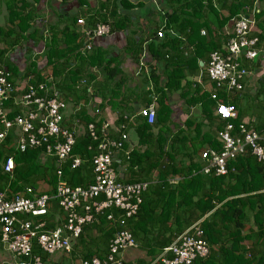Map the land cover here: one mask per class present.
Listing matches in <instances>:
<instances>
[{"label": "trees", "instance_id": "obj_1", "mask_svg": "<svg viewBox=\"0 0 264 264\" xmlns=\"http://www.w3.org/2000/svg\"><path fill=\"white\" fill-rule=\"evenodd\" d=\"M77 1L80 5H88V0ZM256 2L264 4V0H163L161 6L167 9L164 11L163 8H159L156 11L159 20L152 28V32L135 40L128 39L127 50L132 51L136 58L143 54V46H145L154 60L164 62L167 71L164 81L160 80V75L153 67L149 72L154 87L148 90L147 95L149 97L151 94L156 95L157 103L160 94L154 122L148 124L143 118L135 125L136 144L125 152L129 144L124 140L121 148L115 150L122 158L120 165L125 167L123 177L118 180L123 183L147 182L148 184L141 193V202L135 214L125 217L124 212L118 208L104 209L97 215L95 221L83 227L82 233L76 239H81L83 234H89L93 229H102L98 240L103 248L107 249L105 257L115 233L127 229L140 249L149 250L148 253L152 254L150 260L143 264H164L160 256L157 258L158 253L183 231L199 221L198 225L203 232L202 238L208 246V254L196 258L191 264H264V163L246 151L228 162L225 175H215L213 172L204 174L201 171L202 162L197 152L204 144L214 149L220 147L216 140V132L223 127L224 122L215 115V102L210 94L201 92L197 82L188 79L200 69L203 72L204 67H199V60L205 64L212 51L223 49L228 36L221 29L237 15L250 13ZM5 6L8 10L9 27L7 30L0 28V36L4 40L11 38L13 45H20L23 39L32 38L33 35L38 34L42 37L34 24L35 8L31 2L8 0ZM143 6L141 0H106L99 9L88 16L90 23H86V26L91 29L97 23L107 24L110 27V34L127 30L132 25L133 17L129 12ZM219 7L227 9L226 17H219L217 9ZM212 15L217 20L212 22ZM254 17L256 20L254 35L260 37L264 43V9H258ZM162 20L165 21L166 30L167 28L174 30L178 35L173 36L167 31L163 37H157L156 31L163 23L160 22ZM201 29H205L206 34H201ZM60 34L62 45H58L57 33L51 37L45 56L47 63L54 68L53 76L58 77L54 85L52 84L53 88L64 102L63 92L68 88L74 90V85L83 73L82 63L65 71L64 62L69 56L80 60L87 59L90 66H102L106 81L113 79L119 73V69L110 67V63L103 59L98 51L93 53L92 49L83 53L85 55L83 57L78 49L83 48L84 42L80 40L78 32L74 29L69 30L66 26ZM32 39L35 40V37ZM182 39L192 46L193 50L187 49L188 55H184L181 49L184 44ZM5 52V49H0V68L8 71L12 77L16 71L5 56ZM248 64L244 62L245 67H248ZM34 65L35 63L29 65L25 74L34 73L30 70ZM31 82L35 86L38 84H44L48 88L52 86L42 77L34 78ZM69 83L72 84L71 87L68 86ZM174 92L181 94L186 108L193 107L195 111L189 113L182 127L172 128L171 110L168 102L166 105L164 101H167L169 94ZM259 92H264L263 84ZM50 93L52 91L47 92ZM39 94L44 95L42 91ZM217 94L223 102H227L223 90L218 89ZM14 97L6 101V108L15 106ZM9 101L12 102L10 107L7 106ZM230 101L238 110V118L233 121L237 125L243 121L247 106L243 107V98L239 95L233 96ZM256 108L260 115L264 111V104L260 103ZM15 112L16 110H13L9 117L12 118ZM77 118L84 128L80 135L75 136L72 157L60 164L54 157L45 156L43 147L18 151L11 146L10 136L6 138L0 145V191L5 192L7 198L54 195L58 170H61V181L68 186L87 187L93 183V157L97 154L98 141L105 133L104 130L101 131L103 121L90 112L88 107L83 108ZM89 123L95 126L97 140H94L87 130ZM116 125L118 127L114 130L118 131L117 135L120 133L127 135L126 131L133 127L132 124L127 123L126 118L124 120L122 117L116 121ZM247 125L262 132L264 118L260 123L249 121ZM105 135L115 138L116 133L114 134L107 127ZM8 156L13 157L15 164L11 175L3 173L1 168V164ZM74 157L80 162L72 167ZM113 167H115L114 162ZM154 170L158 172L155 182L151 178ZM126 172L129 174L125 179ZM175 176L179 179L171 182ZM109 213L112 214L113 220L107 219ZM39 218L46 221L45 226L48 229L62 222L59 218L57 222L53 221L51 213L48 216L49 220ZM33 253L39 255L43 262L49 256L35 244ZM88 256L87 258L92 256L103 258L98 255Z\"/></svg>", "mask_w": 264, "mask_h": 264}, {"label": "built area", "instance_id": "obj_2", "mask_svg": "<svg viewBox=\"0 0 264 264\" xmlns=\"http://www.w3.org/2000/svg\"><path fill=\"white\" fill-rule=\"evenodd\" d=\"M257 11L258 8L253 7L250 13H241L232 18L231 29L224 32L228 37L223 49L209 54L204 70L199 74V79L206 77L209 81L210 97L215 102V115L224 122L223 127L216 132L220 147L214 149L207 146L199 153L201 171L204 174L213 172L215 175H225L228 162L246 151L264 163V130L258 132L248 127L247 121H240L235 125L233 121L238 118V110L230 101L233 96L244 93L246 82L253 74L252 69L245 67L244 62L264 61V43L254 35V14ZM76 24L80 25V34L84 37V52L92 51L94 38L110 35L107 24L97 23L90 29L83 17L77 18ZM164 25L165 21L157 29V37H163L167 31L173 36L178 35L174 30H166ZM182 41L184 44L181 49L184 55H188L187 49H192V46L185 39ZM85 83L86 80L82 79L78 86ZM218 89L223 90L227 102H223L218 96ZM16 91L10 73L0 68V145L13 131L12 146L18 151L43 147L44 155L54 157L58 164L71 158L75 134L62 125L66 104L58 92L53 86L48 88L44 84L35 86L28 83L22 94L13 98V110L16 112L10 118L13 110L6 108L5 103ZM38 91H42L44 95ZM49 91L52 93L47 94ZM150 99L151 103L139 112L148 124H152L156 116V95L151 94ZM87 130L94 140L98 139L93 123L87 125ZM103 130L105 133L99 139L97 154L93 157L94 181L87 187L66 185L60 179L61 170H58L54 195L7 198L6 193L0 191V242L18 258L17 264H44L40 256L33 253L34 244L48 255H69L72 240L82 233L86 224L95 221L104 209L118 208L124 212L125 217L136 213L141 193L148 183H123L118 180L113 167V153L121 148L127 135L120 133L116 138L107 137V124H102L101 131ZM79 162L74 157L72 167ZM14 166L13 157L8 156L1 164L2 172L11 175ZM53 201L62 213V222L48 229L46 221L39 217L44 218L48 214ZM106 217L113 220L110 213ZM198 223L199 221L192 224L164 249L165 253L171 254L170 258L165 254L161 256L164 264H191L196 258L208 254V246L202 238L203 232ZM137 246L130 231L121 229L115 233L105 257L78 258L75 264H123L122 252Z\"/></svg>", "mask_w": 264, "mask_h": 264}, {"label": "crops", "instance_id": "obj_3", "mask_svg": "<svg viewBox=\"0 0 264 264\" xmlns=\"http://www.w3.org/2000/svg\"><path fill=\"white\" fill-rule=\"evenodd\" d=\"M7 1L8 0H0V28L5 30L9 27L8 10L5 6ZM28 1L31 2V5L35 8L34 24L37 27L36 29L40 31L42 37L38 34L33 35L35 40L32 39L34 37L27 38L23 39L20 45H13L10 40L11 38L4 40V38L0 36V49L6 50L5 56H7L16 71V73H14L15 75H12L11 77L12 82L17 88V91L14 94L15 97L21 95L25 86L28 83H32L31 81L34 78H45L46 82H49L48 84L54 85V82L58 80V77L53 76L54 68L47 63V58L45 56L46 47L48 46V43L50 45L51 37L58 33V45L61 46L62 36L60 33L66 26H68L69 30L74 29L77 31L80 40L84 41V37L79 33L81 27L76 24L75 18L77 20V18L83 17L85 22L89 24L88 16L92 15L95 12L94 10L99 9V6L106 0H88L87 6L80 5L77 0ZM141 1L144 3L143 8L136 7L129 12L133 17L132 25L127 30L115 31L110 35L93 39L92 52L94 53L95 51H98L101 53L102 58L110 63V67H117L119 69V73L113 79L106 81L103 67L90 66L88 65L87 59L80 60L73 58V56H69L68 60L64 62L66 64L65 71H69L70 69H73L71 67L74 65H80L82 63L83 73L80 74L79 80L76 82V85H74V90H69L68 88L66 91H62L64 93L62 97L65 99L66 104V108L63 111L62 125L71 129L75 136L80 135L84 126L77 118L78 113H80L83 108L88 107L90 112L94 113L96 117L102 118L103 124H107V127L111 132L114 134L116 133V135H114L116 138L119 137V135H117L119 134L118 131L114 130V128L118 127L116 121L120 117L124 120L126 118L127 123L132 124L131 127H133L126 131L127 139L125 142L126 144H129V146L125 149V152H128V150L137 142L135 125L144 118L139 112L142 108H145L148 103H151V99L149 95H147L148 90H151L154 87L153 80L150 78L149 74L151 67H153L155 72L160 75L159 78L161 81L165 80V74H167L164 62L154 60L146 50L145 46H143V54L137 58L132 51L127 50L128 39L131 38L135 40L136 38L145 36L148 32H152V28L159 20L156 11H158L159 8H163L161 6L163 0ZM254 7H259L258 9L262 10L264 9V4L262 2H256ZM163 9L165 11L167 8L165 9L164 7ZM217 9L219 17H226L228 15V11L225 7H219ZM215 20L217 19L212 15V22ZM160 22L162 23L163 20ZM231 26L232 19L221 30L225 32L226 29H231ZM214 30H216V28ZM201 31H204L203 34H206L205 29H201ZM78 51L81 52L83 57L85 56L82 47H80ZM33 63H35V65L32 66L30 70H33L34 73L29 75L25 74L27 67ZM198 65L200 68L204 67V63L201 60L198 61ZM248 66L252 69L253 74L246 82L244 93L239 94V97L243 98V107L247 106V112L242 120L260 123L261 119L264 118V111L259 115L256 105L260 103L262 105L264 104V92H259L261 91L262 84L264 85V61H253L249 63ZM200 72L201 69L198 70L195 75L189 76L190 78L188 79L192 82H197L201 88V92L205 91L210 94L209 90L211 85L206 77L199 79ZM35 74H37V76ZM82 79H85L86 83L78 86V83ZM183 83L185 82L183 81ZM71 85V83L68 84L69 87H71ZM158 99L160 100V94L158 95ZM159 100L157 101L159 102ZM158 102L156 103L155 101L157 108L159 107ZM167 102L171 110L170 118L172 128L175 126L182 127L189 113L195 111V108L193 107L186 108L185 101L178 92L169 94L168 100L164 101V103L167 105ZM7 106H12V102L9 101ZM9 109L13 110L14 106ZM10 138L11 143H13V131L10 134ZM207 146L208 145L204 144L198 150V157L200 151ZM113 162L115 163L114 168L120 179L123 177L122 174L123 171H125V167L120 165L122 158L117 151L113 153ZM128 174L129 172H126L125 179ZM157 174V170L152 172L151 178L153 182L157 180ZM178 179L179 177L175 176L171 182ZM50 213L53 221L57 222L58 218L62 220V213L59 211L55 203L51 205L48 214L44 217L46 220H49L48 216ZM100 231H102V229H93L91 233L83 234L81 239L72 240V251L69 255L58 253L51 254L46 259L47 261L43 263L75 264L78 258H87L88 255L104 257L107 249H104L98 240V237L101 236ZM0 247V264H17L18 258L10 253L1 242ZM2 249L8 251L12 256L8 255L6 257L1 253ZM148 252L149 250L140 249L139 245L136 248L126 249L121 254L123 264H143V262L150 260L152 254H149ZM164 254L167 255V257L171 256L169 252L165 253L163 250L158 253L157 258Z\"/></svg>", "mask_w": 264, "mask_h": 264}, {"label": "rangeland", "instance_id": "obj_4", "mask_svg": "<svg viewBox=\"0 0 264 264\" xmlns=\"http://www.w3.org/2000/svg\"><path fill=\"white\" fill-rule=\"evenodd\" d=\"M0 249H1V247H0ZM1 253L2 254H4L6 257L8 256V255H10V256H12L8 251H5V250H1ZM47 261V260H46Z\"/></svg>", "mask_w": 264, "mask_h": 264}]
</instances>
